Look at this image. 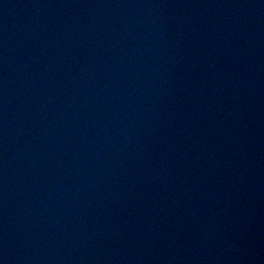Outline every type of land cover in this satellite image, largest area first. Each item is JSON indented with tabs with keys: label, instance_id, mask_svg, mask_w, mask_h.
Listing matches in <instances>:
<instances>
[{
	"label": "water",
	"instance_id": "1",
	"mask_svg": "<svg viewBox=\"0 0 264 264\" xmlns=\"http://www.w3.org/2000/svg\"><path fill=\"white\" fill-rule=\"evenodd\" d=\"M0 264H264V0H0Z\"/></svg>",
	"mask_w": 264,
	"mask_h": 264
}]
</instances>
